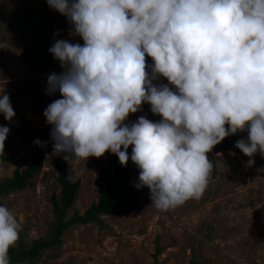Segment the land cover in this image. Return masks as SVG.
Masks as SVG:
<instances>
[{
  "label": "clouds",
  "instance_id": "clouds-1",
  "mask_svg": "<svg viewBox=\"0 0 264 264\" xmlns=\"http://www.w3.org/2000/svg\"><path fill=\"white\" fill-rule=\"evenodd\" d=\"M46 2L84 41L49 48L64 69L47 77L48 94L62 96L43 112L54 154L110 152L121 166L131 159L135 187L147 186L152 206L165 211L200 199L213 168L207 153L226 137L247 130L234 147L264 156V0ZM159 77L168 84H154ZM143 103L162 119L125 123ZM0 114L16 115L3 91ZM9 131L0 126V150ZM18 238L17 219L0 205V264H10Z\"/></svg>",
  "mask_w": 264,
  "mask_h": 264
},
{
  "label": "rangeland",
  "instance_id": "rangeland-1",
  "mask_svg": "<svg viewBox=\"0 0 264 264\" xmlns=\"http://www.w3.org/2000/svg\"><path fill=\"white\" fill-rule=\"evenodd\" d=\"M58 39L84 43L72 33L68 19L51 9L46 0H0V91L10 97L16 113L11 121L0 114V126L10 129L0 154L13 155L0 166V180L15 168L40 160L27 186L4 200V207L18 221L19 235L25 233L29 241L47 235L49 221L54 219L50 198L61 190L51 163L56 158L53 126L43 115L51 102L62 98L59 91L47 92V77L64 71L49 52ZM145 61L153 63L151 58ZM153 83L168 81L159 77ZM150 107L143 103L125 123L130 125L139 116L161 120ZM228 138L231 149L210 152L217 172L209 177L200 199L166 211L152 206L147 186L135 187L140 170L129 159L131 187L117 197L121 202L130 201L127 212L121 217L101 216L103 227L95 222L71 225L61 236L60 255L39 264H264V156L257 151L248 157L234 147L237 140L247 142V130ZM37 139L42 143L36 144ZM226 144L225 138L217 147ZM131 150L132 146L129 156ZM108 154L69 161L70 178L80 186L66 221L98 202L103 184L97 161L107 165ZM249 159L255 161L251 167L247 166ZM160 246L163 251L155 257Z\"/></svg>",
  "mask_w": 264,
  "mask_h": 264
},
{
  "label": "trees",
  "instance_id": "trees-1",
  "mask_svg": "<svg viewBox=\"0 0 264 264\" xmlns=\"http://www.w3.org/2000/svg\"><path fill=\"white\" fill-rule=\"evenodd\" d=\"M151 57L145 56V59ZM123 150V149H122ZM56 158L51 161L57 172V180L61 187L59 194H53L50 201L53 206L54 219L49 221L47 235L38 239L27 240L25 233H20L15 245L9 249L10 264H39L49 258H56L61 253V236L74 224H87L90 222L99 223L100 227L105 226L101 216L121 217L127 212L126 200H117L118 194L126 192L131 185L129 180V166H121L118 157L109 152L107 165L97 161V167L103 187L100 189L99 200L93 203L83 214H74L69 220H65V215L73 206L74 198L79 190V182H74L70 178L69 161L64 159L63 153L55 154ZM2 152L0 154V166L8 158ZM40 167V160L21 169L15 168L11 175L4 176L0 180V205L5 204L7 196L12 192L24 189L30 179ZM163 251V247L157 248L155 257ZM195 264V261L191 262Z\"/></svg>",
  "mask_w": 264,
  "mask_h": 264
},
{
  "label": "water",
  "instance_id": "water-1",
  "mask_svg": "<svg viewBox=\"0 0 264 264\" xmlns=\"http://www.w3.org/2000/svg\"><path fill=\"white\" fill-rule=\"evenodd\" d=\"M226 141H227V144H226V146L223 147V148H219V147H217V145H216V146L212 149L213 154H214L215 152H219V151H222V150H228V149H231L232 145H231V143L229 142L228 137H226ZM213 154H212V153L207 154V155H208V158H209V160H210V162L213 164V168H212V171H211V173H210V176L213 175V174H215V173L217 172V164H216L215 157H214Z\"/></svg>",
  "mask_w": 264,
  "mask_h": 264
}]
</instances>
